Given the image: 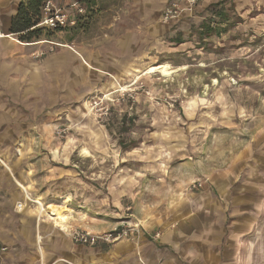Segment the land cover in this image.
I'll return each mask as SVG.
<instances>
[{"label":"rangeland","instance_id":"obj_1","mask_svg":"<svg viewBox=\"0 0 264 264\" xmlns=\"http://www.w3.org/2000/svg\"><path fill=\"white\" fill-rule=\"evenodd\" d=\"M3 1L0 32L10 33L13 16ZM52 3L68 22L40 25L42 9L36 26L49 34L34 57L56 56L46 93L25 94L0 80V191L7 190L6 172L21 193L2 217L17 221L26 207L39 208L36 199L55 206L67 216L64 226L45 211L37 217L50 224L48 235L62 234L64 255L70 240L80 243L75 230L124 228L123 238H159L146 224L183 192L206 187L246 144L255 114L264 117V0ZM170 7L176 11L166 18ZM214 8L226 17L217 15L214 33L201 38ZM123 46L124 76H112L108 59ZM161 64L169 74L148 72ZM109 79L114 84L106 88ZM20 176L30 195L15 181Z\"/></svg>","mask_w":264,"mask_h":264},{"label":"crops","instance_id":"obj_2","mask_svg":"<svg viewBox=\"0 0 264 264\" xmlns=\"http://www.w3.org/2000/svg\"><path fill=\"white\" fill-rule=\"evenodd\" d=\"M14 1L1 2L10 18L17 13ZM41 43L23 42L14 33L0 32V80L6 81L8 88L25 94L46 93L48 67L56 63V56L35 58ZM123 52L124 46L108 59L112 76H124ZM113 84L109 79L106 88ZM254 117L255 128L248 141L234 152L226 168L212 173L202 190L183 192L166 214L146 224L154 233L160 232L159 238L136 232L117 242L94 245L69 239L64 255L63 236L58 232L48 235L50 224L37 217L43 213L40 207H24L15 222L2 217L5 204H12L21 194L5 172L7 190L0 191V245L9 249L0 253V264H41L38 243L44 264H64L57 261L62 257L77 264H264V117L261 121L257 113ZM15 181L30 195L22 176Z\"/></svg>","mask_w":264,"mask_h":264},{"label":"trees","instance_id":"obj_3","mask_svg":"<svg viewBox=\"0 0 264 264\" xmlns=\"http://www.w3.org/2000/svg\"><path fill=\"white\" fill-rule=\"evenodd\" d=\"M47 0H21L18 4L17 13L11 19L10 33L18 35L20 41L32 42L40 40L46 35L45 29L36 27L42 18V9ZM211 17L201 25V38L204 35H211L216 30L217 15L226 17L223 9H213ZM225 19V18H224ZM203 35V36H202ZM177 44L181 43V38L175 40Z\"/></svg>","mask_w":264,"mask_h":264},{"label":"built area","instance_id":"obj_4","mask_svg":"<svg viewBox=\"0 0 264 264\" xmlns=\"http://www.w3.org/2000/svg\"><path fill=\"white\" fill-rule=\"evenodd\" d=\"M192 2L196 0H191ZM44 12L47 14L44 18V20L40 23V25H46L48 27H62L65 26L68 22V18L65 14L60 12L59 10H55L54 5L52 3V0H47L44 4ZM82 10V9H79ZM176 9L174 7H170L167 10L166 18L172 17V15L175 13ZM109 110V108L106 110V112ZM124 228L121 229L118 232H103V233H90L88 231L84 230H75L73 232V238L83 244L86 245H94L99 241L104 242H113L115 240H119L124 237ZM4 250L6 247L3 248ZM66 264H76L73 262L68 261Z\"/></svg>","mask_w":264,"mask_h":264},{"label":"bare ground","instance_id":"obj_5","mask_svg":"<svg viewBox=\"0 0 264 264\" xmlns=\"http://www.w3.org/2000/svg\"><path fill=\"white\" fill-rule=\"evenodd\" d=\"M2 36H5L4 34ZM155 71H160L161 73L167 75L170 73L168 64H161L158 66H151L148 72L154 73ZM159 72V73H160ZM39 209L41 211H45L48 216H50L52 219H55L57 224L62 225V222H65L67 219V216L64 213H61L59 209L52 207L51 205L43 206L41 202H38ZM60 208V207H59ZM63 212V211H62ZM65 224V223H64Z\"/></svg>","mask_w":264,"mask_h":264}]
</instances>
